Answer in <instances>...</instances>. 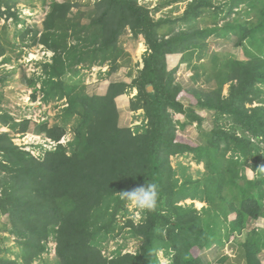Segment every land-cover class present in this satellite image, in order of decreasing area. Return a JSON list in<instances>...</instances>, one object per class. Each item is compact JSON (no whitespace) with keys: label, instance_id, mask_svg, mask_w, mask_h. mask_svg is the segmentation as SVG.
Wrapping results in <instances>:
<instances>
[{"label":"trees","instance_id":"obj_1","mask_svg":"<svg viewBox=\"0 0 264 264\" xmlns=\"http://www.w3.org/2000/svg\"><path fill=\"white\" fill-rule=\"evenodd\" d=\"M18 1L0 0L4 27L9 18L18 22ZM77 2L52 1L42 28L20 33L21 42L32 33V44L53 52L42 76L24 78L35 87L33 99L38 80L46 102L67 99L64 123L34 126L30 119L17 122L1 111L0 126L36 131L58 142L67 132L66 122L76 119V124L68 143H57L40 156L14 143L8 131L0 132V231L13 234L21 247L14 259L0 255V264H34L50 251L52 239L56 264H161L160 250L168 264H206L192 249L224 245L223 236L235 238L244 264H263L264 230L248 226L264 218V172L259 169L264 166V57L248 53L239 59L214 52L212 45L250 41L262 53L264 0H187L182 15L160 19L139 0H95L89 23L71 17ZM206 13H212L213 25L200 26ZM126 33L143 38L147 46L143 67L130 83L113 81L104 94L90 95L66 78L78 73L75 66L81 63L111 60L108 72H114ZM73 38L78 42L70 47ZM7 43L4 30L0 57ZM202 56L210 62L201 66L216 81L209 91L197 86L195 77L177 76L183 63ZM5 82L1 76L0 83ZM133 89L130 108L142 110L146 121L121 127L116 98ZM203 110L212 112L207 130ZM175 113L185 120L175 119ZM186 121L189 127L197 123L203 141L192 145L180 139ZM173 156L202 162L205 172L197 178L186 174L187 166H175ZM149 182L158 186L157 208L141 212L139 222L120 224L126 201L119 193ZM196 201L205 204L201 210ZM119 228L142 240L139 251L105 256L99 243Z\"/></svg>","mask_w":264,"mask_h":264},{"label":"rangeland","instance_id":"obj_2","mask_svg":"<svg viewBox=\"0 0 264 264\" xmlns=\"http://www.w3.org/2000/svg\"><path fill=\"white\" fill-rule=\"evenodd\" d=\"M52 1L54 0H19L17 5L14 7V9H16L19 14L18 22L12 18H9L6 21L8 26L4 27L5 21L0 19V33L5 30V35L8 37V48L6 55L0 57V77L4 76L6 79L4 84L0 83V113L8 112L17 122L23 119H30L34 126L35 124H38L42 121L48 122L50 126L54 124L63 125V110L67 106L66 98H56L46 102L43 99V93L40 92L41 84L39 80L36 85V88L38 89L37 98H32L35 87L29 85L27 79H31L33 77L39 78V76H42L44 63L51 61L53 52L46 49L41 44H32V40H30L32 33L28 35L29 39H26L27 42L25 43L21 42L22 39L20 36V33L26 29L42 28L43 19L45 18L46 12L49 8L48 6ZM94 1L95 0H78L77 3L79 5L72 9L71 17H74L81 23H89L94 9ZM139 1L141 4L156 10L154 12L156 19L168 16L173 18L178 17L183 14L187 6V0ZM215 1L224 2L226 0ZM239 8L240 6H238L236 9ZM213 18L214 17L212 13H206L203 18H201L199 25L211 26L213 25ZM77 42L78 40H75L74 38L70 39V47L74 46V44ZM121 42L123 52L116 58V65L118 67L116 70H114L113 74L117 78H121L123 82L130 83L138 76L140 69L143 67V55L147 49V46L144 43L143 38H132L130 33L123 35L121 37ZM222 45L223 44H213V51L216 53H231V55L239 59H246L248 53L260 54L264 57V48L263 52L260 53L257 49V44L250 41L242 43L241 46H236L233 44L232 46H228L226 48ZM207 61L210 62L205 56H202V59L199 60L197 57H195L191 64L189 62L182 64L177 76L181 77L184 75V77H186L188 80L190 77H195V79L198 81L196 85L200 86L205 91H209L216 86V81L209 78V75L201 66L202 63H207ZM111 66V60L104 65H89L88 63H81L75 66L79 68L78 73L73 72L72 74L69 73L65 76L67 79H70V82H73L74 84H77L79 88H82L83 92L85 91L89 94V87L91 85H94L100 81L103 83L107 82V78L110 83L111 79H109V76L113 74L108 72V69ZM24 75L27 79L24 78ZM227 87L228 85L225 86L224 94L227 93ZM135 94L136 89H133L132 92L128 93L130 96ZM118 101L120 102L121 100L118 99ZM173 116L175 119H180L182 117L178 113H175ZM133 118L138 121V123H141L143 120H140L139 118L137 119L136 116ZM75 121L76 119L66 122L67 132L62 138V142L65 144L68 143L74 136L73 127L76 124ZM138 123L136 122L135 125ZM19 129V127H13L9 125L0 126V132L8 131L14 143L26 150H29L36 156H40L46 151L42 148V146L50 149L51 147L54 148L56 144L52 142L50 145L48 139L36 131L21 133ZM186 137V134H183L180 136V139L186 141ZM195 144V142H192V145ZM172 162L175 166H178L183 162L184 164H182L186 165L188 168L186 170V174H190L196 178L201 177L202 173L205 172L204 164L202 162L196 163L195 161L191 160L190 157L185 158L181 156H173ZM247 172L250 174V176L254 175L253 171L251 170H247ZM180 178L182 179V177ZM189 202L190 200H187L186 203ZM195 205L197 209L201 210L205 204L202 202H196ZM124 212L126 214L121 213L120 224L124 223L128 219H133L135 222H139L140 218H134L135 210L130 211L126 207ZM3 220L4 217L0 214V226ZM128 231V228H119L115 234H110L112 235V238L109 237L100 242L99 245L102 249V253L105 256H111L114 255L118 250H121L123 253L138 252L140 245L142 244V240L136 236H133ZM240 239H243V237ZM16 241L17 240L13 234L1 233L0 231V248L2 249L0 255L11 259L19 257L17 255L21 252V247ZM222 241L224 243V245H221L222 254L219 255L218 258L214 259L212 264H244L243 260L238 257L239 250L238 246L236 247L234 245L235 238L231 236L229 239H227L225 236H223ZM225 242H228L229 244H226ZM48 244L51 248L50 251L48 253H44L40 258L36 259L34 264H56L57 257L54 251V239L50 240ZM192 253L195 257H197L201 251L198 247H194L192 249ZM158 254L163 264L169 263L168 258L163 255V251H159ZM221 258L224 260L221 261ZM262 261L264 263V253L262 254Z\"/></svg>","mask_w":264,"mask_h":264},{"label":"crops","instance_id":"obj_3","mask_svg":"<svg viewBox=\"0 0 264 264\" xmlns=\"http://www.w3.org/2000/svg\"><path fill=\"white\" fill-rule=\"evenodd\" d=\"M221 44H223L222 46H225L226 48L228 46H232L233 44L227 43V42H222ZM227 45V46H226ZM109 70V69H108ZM111 74H113V72H110ZM179 79H184L185 81H187L188 79H186V77L181 76L178 77ZM109 79H111L110 83L115 81H122L121 78H117L114 74L109 76ZM107 82H98L94 85H91L89 87V94L90 95H94V94H104V92L106 91L108 85L110 84L108 81V78L106 79ZM137 93V90H136ZM134 96V95H133ZM130 96L128 94H121L116 98L117 104H118V111H119V125L121 127H126V126H134L135 123L138 121H136L133 117L136 116V118L138 119H145L144 118V112L142 110H139L137 112H134L131 110L130 108V98L133 97ZM118 99H120L121 101L119 102ZM191 100L189 99H183V102L185 104H188ZM206 117H205V127L206 130L209 129L211 127L210 122L212 120V112H209L208 110H203L201 111ZM183 116V115H181ZM182 118V117H181ZM186 118L183 116V119ZM130 119V120H129ZM185 120V119H184ZM146 121V120H145ZM187 122V128L186 130L182 131L181 129H179L178 133H179V137L182 136L183 134H186V141L189 142L190 144H192V142H195L196 144L200 143L201 141H203V133L201 131H197L195 129H193L191 126L189 127L188 124L189 122ZM195 144V145H196ZM229 244V243H228ZM222 254V249L218 248V247H213L210 250H202L201 253L199 254V256H201L202 260L206 263V264H212L213 260L218 258L219 255ZM240 258V256H238ZM243 257V256H242Z\"/></svg>","mask_w":264,"mask_h":264},{"label":"clouds","instance_id":"obj_4","mask_svg":"<svg viewBox=\"0 0 264 264\" xmlns=\"http://www.w3.org/2000/svg\"><path fill=\"white\" fill-rule=\"evenodd\" d=\"M143 121H144V119L142 120L141 123H138V124H142ZM138 124H136V125H138ZM130 127H133V126H130ZM191 127L193 129L197 130V131H200L198 129V127H197V123L196 122H192ZM45 138L48 139V142H49L50 145H51L52 142H54L56 144L57 143H63L62 139L60 141L56 142V141L52 140L49 137H45ZM45 144H47V143H45ZM56 144H55V146H56ZM63 144H65V143H63ZM42 148L44 150H49V149L45 148V146L44 147L42 146ZM50 149H53V148L51 147ZM259 169H260V171L264 172V166L259 167ZM119 196H120L121 200L126 201V205L125 206L130 211L131 210H135V212H134V218L135 219L141 218V214H140L141 212L154 211L157 208V205H158V202H159L158 186L155 183H153V182H149V183H147L146 186L138 187V188L132 189L130 191L126 190V191L120 192ZM196 202H199V201H196ZM139 215H140V217H139ZM252 227H256V229H258L260 231L264 230V218L260 217L258 219H255L254 221H252L251 224L248 226V228L251 229ZM55 246H56V243H55ZM214 246L218 247V245H216L214 243L211 247H208L207 250L212 249ZM218 248H221V246H219ZM203 250H205V249H203ZM54 251H55V247H54ZM160 251H162V250H160ZM232 251H233V249H232ZM263 253H264V249H263V252L260 253L261 261H262V254ZM55 254H56V251H55ZM163 255H164V253H163ZM168 261H169V258H168ZM262 263H263V261H262ZM161 264H163L162 261H161Z\"/></svg>","mask_w":264,"mask_h":264}]
</instances>
